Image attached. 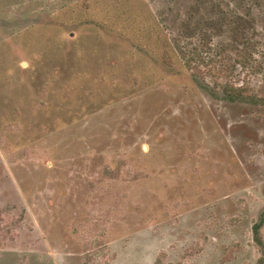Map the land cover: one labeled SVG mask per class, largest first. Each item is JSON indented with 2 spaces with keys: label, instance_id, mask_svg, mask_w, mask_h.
Returning a JSON list of instances; mask_svg holds the SVG:
<instances>
[{
  "label": "rangeland",
  "instance_id": "rangeland-1",
  "mask_svg": "<svg viewBox=\"0 0 264 264\" xmlns=\"http://www.w3.org/2000/svg\"><path fill=\"white\" fill-rule=\"evenodd\" d=\"M189 2L0 0V264H264V37L231 101L174 52Z\"/></svg>",
  "mask_w": 264,
  "mask_h": 264
},
{
  "label": "trees",
  "instance_id": "trees-1",
  "mask_svg": "<svg viewBox=\"0 0 264 264\" xmlns=\"http://www.w3.org/2000/svg\"><path fill=\"white\" fill-rule=\"evenodd\" d=\"M186 6L176 15L179 20L175 24L177 32L173 43L177 57L195 78L205 81L209 76L214 82L222 79L220 89L231 101H236L238 96L250 95L253 89L249 84H237L232 80L236 63H227L226 53L232 51L235 62L242 68L253 63V53L246 52V49L260 42L257 37H264V32L260 33V30L264 31V26H259L255 14L263 6L262 0H190ZM159 13L163 19L165 10ZM149 18L153 26L148 25L147 28L155 27L159 32L158 40L166 43L168 30L163 28V20L159 21L154 12ZM260 45L264 43L260 42ZM165 46L174 49L168 43ZM205 86L210 87L206 83ZM253 230L258 239L260 224H256Z\"/></svg>",
  "mask_w": 264,
  "mask_h": 264
}]
</instances>
